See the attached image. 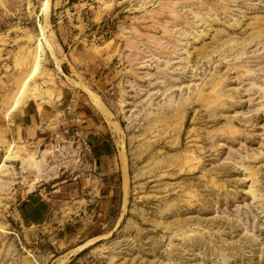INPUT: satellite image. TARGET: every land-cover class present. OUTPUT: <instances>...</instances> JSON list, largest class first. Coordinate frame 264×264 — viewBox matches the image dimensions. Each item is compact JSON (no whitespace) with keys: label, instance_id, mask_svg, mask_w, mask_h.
Listing matches in <instances>:
<instances>
[{"label":"rangeland","instance_id":"rangeland-1","mask_svg":"<svg viewBox=\"0 0 264 264\" xmlns=\"http://www.w3.org/2000/svg\"><path fill=\"white\" fill-rule=\"evenodd\" d=\"M0 264H264V0H0Z\"/></svg>","mask_w":264,"mask_h":264},{"label":"crops","instance_id":"crops-1","mask_svg":"<svg viewBox=\"0 0 264 264\" xmlns=\"http://www.w3.org/2000/svg\"><path fill=\"white\" fill-rule=\"evenodd\" d=\"M14 131H13V137L17 138H23V136L27 135L28 130L30 129V123L28 122L27 118H20L18 120H14ZM97 138V137H96ZM96 151L98 152L99 150L96 149ZM115 152V147L114 144L111 142V147H110V151L104 152V153H98L97 157L99 159V165L98 168L100 170L105 171V177L112 179V168L110 167V165L108 164V160L110 159V157H112L114 155ZM27 202V201H25ZM25 204V203H22Z\"/></svg>","mask_w":264,"mask_h":264},{"label":"bare ground","instance_id":"bare-ground-1","mask_svg":"<svg viewBox=\"0 0 264 264\" xmlns=\"http://www.w3.org/2000/svg\"><path fill=\"white\" fill-rule=\"evenodd\" d=\"M92 98V97H91ZM95 100H97V99H95ZM98 102H99V100H97ZM97 102L95 101V104H96ZM97 105H98V103H97ZM96 105V106H97ZM100 105H102L101 103H100ZM103 106V105H102ZM102 106L101 107H99V106H97V108L100 110V108L102 109V110H104V108H102ZM106 114V113H105ZM107 115V114H106ZM124 157V156H123ZM124 159V158H123ZM123 165L125 166V163H123ZM123 166V167H124ZM125 169V168H124ZM125 177H126V175H124Z\"/></svg>","mask_w":264,"mask_h":264}]
</instances>
